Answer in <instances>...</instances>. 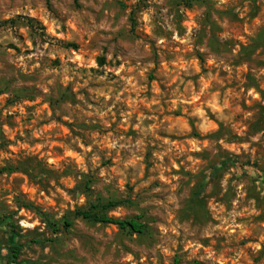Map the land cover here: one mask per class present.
Here are the masks:
<instances>
[{"label": "rangeland", "instance_id": "374dc122", "mask_svg": "<svg viewBox=\"0 0 264 264\" xmlns=\"http://www.w3.org/2000/svg\"><path fill=\"white\" fill-rule=\"evenodd\" d=\"M185 1L0 0V264H264V0Z\"/></svg>", "mask_w": 264, "mask_h": 264}, {"label": "trees", "instance_id": "16d2710c", "mask_svg": "<svg viewBox=\"0 0 264 264\" xmlns=\"http://www.w3.org/2000/svg\"><path fill=\"white\" fill-rule=\"evenodd\" d=\"M190 0L185 1V4H189ZM123 7V4H120ZM131 22V28L134 27V20L132 19V12L130 13ZM263 42H260V40L256 41V45L262 44ZM264 45V44H263ZM75 48V46H73ZM246 50V49H244ZM225 164V163H224ZM214 171L215 167L213 168ZM85 194L86 197H88V191H89V181L84 182L82 186L80 187ZM198 197V194H197ZM196 206L200 205V200L198 198H195L194 201ZM132 204L130 200H116V199H103L101 197H97L94 201H88L87 204L83 208H77L72 214H68L66 217L62 219L60 222H52L47 219V217L44 216V214H40V216L43 218V221L46 223L47 228L52 229L55 233L63 230L64 232H69V229L72 226L73 219H81L83 221H86L90 224H100V225H112L115 226L119 232L127 235H137L138 237L146 236L150 234V228L141 221L142 217L136 216V217H130L125 219H117L113 217H109L108 211L121 207V206H128ZM70 217V218H69ZM4 224V218L0 217V225ZM19 249L17 247L11 246L10 247V261L12 264H15V261L17 259ZM174 264H179V261L177 259L174 260ZM197 264V263H193Z\"/></svg>", "mask_w": 264, "mask_h": 264}]
</instances>
